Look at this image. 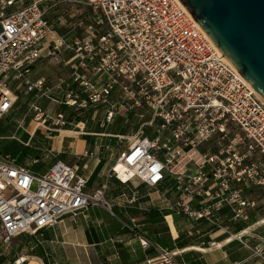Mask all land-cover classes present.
Masks as SVG:
<instances>
[{"label":"built area","instance_id":"2783aa9c","mask_svg":"<svg viewBox=\"0 0 264 264\" xmlns=\"http://www.w3.org/2000/svg\"><path fill=\"white\" fill-rule=\"evenodd\" d=\"M76 17L89 21L81 31L70 23ZM40 60L64 70L36 76ZM96 104L105 106L99 118ZM11 113L18 117L7 138L24 146L36 132L93 135L86 122L104 129L116 118L139 119L126 145L124 133H99L116 139L107 177L158 192L172 180L160 193L163 210L204 220L249 250L251 264H264V101L180 0H0V120ZM191 150L196 156L175 170ZM77 169L56 160L33 172L0 151V241L35 235L93 205L110 213L105 187L87 190ZM136 235L158 264H174L171 252Z\"/></svg>","mask_w":264,"mask_h":264},{"label":"crops","instance_id":"0c3cea01","mask_svg":"<svg viewBox=\"0 0 264 264\" xmlns=\"http://www.w3.org/2000/svg\"><path fill=\"white\" fill-rule=\"evenodd\" d=\"M93 132V135H81L62 130L60 138V133L50 135L49 139L58 138L57 149L31 143L28 146L40 150L42 155L44 151L52 152L65 163L76 165L87 180V190L104 186V195L112 204V211L109 213L102 206L93 205L75 216H63L55 225L38 232L39 236L26 234V244L0 241V264H158L157 252L142 249L136 234L171 252L174 264H251L249 250L237 242H227L224 234L204 220L192 221L163 210L164 198L160 193L171 186L172 180L163 181L158 192L137 180L125 185L107 177L115 157L116 139L101 136L95 129ZM84 136L91 137L88 143L93 145L100 137V145L88 148ZM64 141L68 142L65 146ZM13 142L22 145L16 140ZM106 142L113 146L112 150L103 148ZM90 150L95 153L93 157H85L83 153ZM42 155L39 159L44 161ZM33 160L25 157L24 165L31 167ZM183 164L184 161L179 163L175 170H182ZM135 193L136 201L129 202ZM150 210L153 211L151 216ZM228 211V207L221 210L224 219ZM212 241L216 245L208 246ZM9 245L11 249L7 250Z\"/></svg>","mask_w":264,"mask_h":264},{"label":"water","instance_id":"95a60500","mask_svg":"<svg viewBox=\"0 0 264 264\" xmlns=\"http://www.w3.org/2000/svg\"><path fill=\"white\" fill-rule=\"evenodd\" d=\"M264 101V0H180Z\"/></svg>","mask_w":264,"mask_h":264},{"label":"rangeland","instance_id":"374dc122","mask_svg":"<svg viewBox=\"0 0 264 264\" xmlns=\"http://www.w3.org/2000/svg\"><path fill=\"white\" fill-rule=\"evenodd\" d=\"M71 8L68 9V11L70 10ZM74 11H76V14H86V10H84L83 8H74ZM73 12V10H72ZM78 17L74 18V19H71V25H74L75 24V28L74 30L75 31H81V26L85 24V22H89V21H84V20H79L77 19ZM68 22V20H67ZM63 29L64 31L66 30L65 28L63 27H60V30ZM83 32L82 33H86L88 31V28L82 30ZM64 69L61 68V67H49L47 65V63L44 61V60H40L36 65H35V69H34V75L36 76H39V75H44L46 77H54V75L56 74H59L60 72H62ZM41 103H44L42 100H40ZM19 102V108L23 105V103L25 102V96H22L20 98V100L18 101ZM103 109H105V106L102 105V104H96L94 107H93V110L96 111L95 113V117H100L102 112H103ZM86 113H81V111L79 112V118L84 120V115ZM18 117V113H11L9 114L8 116H5L2 118L1 120V125L2 126H8L9 124L12 123L13 126L16 125V122L15 120L17 119ZM86 126L89 127L90 129H95L99 132H104V131H107V132H113V133H124V138L122 140V146L123 145H126L127 143H129L130 141H133L137 136L134 135V132L136 130V127L137 125L140 123V120L139 119H135V118H128L127 120H122V119H114L113 120V123L111 125H109L107 128H99L97 127L96 123L94 124L92 121L90 122H86ZM12 132H8L6 136H4L5 138L11 136ZM62 136V133L59 134V138ZM77 136V135H75ZM81 136V135H80ZM29 136H26L24 135L22 137V141L25 142L26 140H28ZM88 139H92L91 137H87ZM10 140L9 138L7 139H1L0 142L3 144L5 143L6 141ZM58 138H54V139H47L45 138V136L39 132H36L33 134L32 137H30V139L28 140L32 146H43L44 145V148L46 147H52V148H55L57 149V146H58ZM66 140V139H65ZM71 140V139H69ZM50 141V145L47 146V142ZM100 141H101V138L100 137H97L96 141H95V145H93V143H88L87 144V147H91L92 149H94L93 147L97 146V145H100ZM68 142L67 141H64V146L67 144ZM78 147H81L80 144ZM1 148V147H0ZM74 148V146H73ZM32 150H35V149H32ZM36 151V150H35ZM41 152V151H40ZM44 154L42 155L44 157V161L46 163L50 162L53 160L54 156L52 155V152H47V151H44L43 152ZM55 154V153H53ZM69 155V154H68ZM68 155H66V157H68ZM40 233H37L36 236H39ZM28 236L26 234H20L16 237H13L10 241H13L15 242L16 244H26L27 242H25L26 238ZM8 242L11 243V242ZM11 249V245L8 246V249L7 250H10ZM20 258V257H19Z\"/></svg>","mask_w":264,"mask_h":264},{"label":"trees","instance_id":"16d2710c","mask_svg":"<svg viewBox=\"0 0 264 264\" xmlns=\"http://www.w3.org/2000/svg\"><path fill=\"white\" fill-rule=\"evenodd\" d=\"M23 110V107L20 108L19 111ZM2 120V119H1ZM0 120V136L4 137L7 135L8 132H14L15 126L9 124L8 126H2ZM24 135L28 136L26 133H21V137ZM86 139V142L88 143V138L86 136L83 137ZM1 139H7V138H1ZM0 139V140H1ZM112 140V139H111ZM114 141V140H112ZM0 151L9 153L12 157L15 158L16 163L18 165H24V158L27 157L28 159H36L37 161L29 167V169L33 172H41L44 171L46 168H48L52 163H54L56 160H61L60 157L55 156L52 161L46 163L45 161H41L39 157L42 155L40 150H32L30 146H24V145H18L13 140H8L5 143L0 142ZM152 210L149 211V214L151 216ZM35 255L40 256V253H36Z\"/></svg>","mask_w":264,"mask_h":264},{"label":"bare ground","instance_id":"6f19581e","mask_svg":"<svg viewBox=\"0 0 264 264\" xmlns=\"http://www.w3.org/2000/svg\"><path fill=\"white\" fill-rule=\"evenodd\" d=\"M192 156H196V154H195V152H194L193 150L189 151L188 153H184V154H182V155L180 156V158H179V162H178V164L181 163L182 161H185L186 159H188L189 157H192ZM178 164L175 165L174 169L176 168V166H177ZM117 169L121 170V169H122V165L119 164V165L117 166Z\"/></svg>","mask_w":264,"mask_h":264}]
</instances>
